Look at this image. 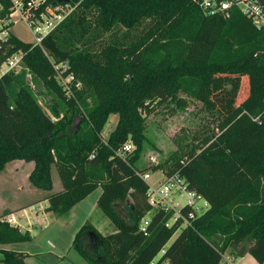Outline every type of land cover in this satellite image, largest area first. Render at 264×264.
I'll return each mask as SVG.
<instances>
[{"label":"trees","instance_id":"16d2710c","mask_svg":"<svg viewBox=\"0 0 264 264\" xmlns=\"http://www.w3.org/2000/svg\"><path fill=\"white\" fill-rule=\"evenodd\" d=\"M0 5L3 19L9 0ZM118 50L135 69L128 84L116 82L111 70L90 60L109 51V59L117 62ZM19 51L56 94H63L55 81L58 73L102 93L90 108L77 94L83 113L72 106L70 116L60 118L54 109L55 122L14 73L0 76V172L15 160L32 162L30 184L50 192L56 168L62 190L44 199V212L55 217L101 189L96 206L116 233L101 236L89 222L80 227L71 247L87 264H222L227 250L233 259L250 255L264 264V29L257 30L238 11L226 18L204 17L192 0H82L41 47L9 34L0 44V67ZM244 77L248 95L237 103ZM14 83L18 90L10 105L7 89ZM177 91L209 102L221 118V135L197 157L193 154L203 141L186 162L181 155L166 167V176L178 174L208 205L199 215L193 206H183L181 219L169 224L174 212L152 210L148 202L149 185L136 154L141 145L135 136L141 134L130 101L135 98L134 108L150 114L154 103L174 100ZM110 114L119 119L104 140L101 132ZM256 116L260 123L251 120ZM129 136L137 151L121 159L116 152ZM204 160L211 175L203 172ZM118 200L126 206L125 218L115 211ZM148 213L143 234L139 225ZM10 214L0 215V246L30 242L28 231L3 221ZM26 257L0 249L3 264H24Z\"/></svg>","mask_w":264,"mask_h":264},{"label":"rangeland","instance_id":"374dc122","mask_svg":"<svg viewBox=\"0 0 264 264\" xmlns=\"http://www.w3.org/2000/svg\"><path fill=\"white\" fill-rule=\"evenodd\" d=\"M10 32L22 42L31 43L33 40L28 29L20 22H16L10 28ZM107 52L109 51L92 56L90 60L92 63H96L100 67H104L103 69H105V71L111 70L116 82L120 80L122 83L128 84V81L132 78L135 69L134 67H130L127 64L129 62L124 59V50H118L114 53V55H116L114 59L117 62H112L106 54ZM24 56L25 54L23 53L20 57L18 66L12 70L11 73H14L20 82L30 87L43 112L53 121L57 122L59 120L54 113V109L58 111L60 118L69 117L71 114L70 107L72 106L77 107L83 113L82 108L77 105V94L80 96L82 95L81 98L87 108L92 107L103 98L102 93H98L97 95V93H95L88 85H85L83 82L78 80L74 79L62 82L58 74H56L55 81L60 86L63 94H56L53 88L49 87L46 83L40 80L35 73H33L29 64L31 62ZM118 56H121L123 59L119 60ZM125 65H128L127 69L125 68ZM65 84H67L66 87L68 88V96H70V98L64 92ZM15 90H18V86L14 83L8 89L10 101L14 97ZM247 95L248 81L247 78L244 77L242 79L240 92L237 97V103H240ZM173 98L174 100H170L159 105L154 103L152 105L153 111L150 114H145L140 109L134 108L133 100H136L135 98L130 101V104L132 105L131 110L138 119L137 130L141 134L140 137L139 135L135 136V139H138L141 145L138 153H136V144L129 136L127 142L132 145V152L130 154H133V152L137 154L138 169L141 170L142 176H149V178L145 181L154 189L159 188L163 183L164 177L166 176V167L171 165L172 158H179L183 155V161L186 162L188 157L187 155L191 149L194 146L199 145L198 143L200 141H203L205 142L204 147L202 149L195 150L193 154V157H197L203 149L211 147L213 141L221 135V130L218 127L221 118L209 102L204 99H199L195 95L186 94L182 91H177ZM118 119V114H110L108 116L101 132V137L104 140L107 139L108 135L115 128ZM156 167L159 168L155 170ZM203 167L204 174L206 176L211 175V173H209L210 162L204 160ZM1 176L2 174H0V212L3 208H10L9 200L18 203L29 201V197L26 192L17 193L11 186L8 185L6 179L1 178ZM51 179L53 188L50 192L53 193L56 192L57 189L61 188L60 179L58 177L57 170L54 167L52 168ZM100 193L101 190L98 188L92 192L88 198L80 203L77 208L72 211H68L66 214L61 216L55 226L56 228L52 231L46 232V217L40 214V216L32 223L33 225L30 224V231L33 228L32 235L36 237V241L29 244L27 247H29L30 250H33V252L52 253L54 258H56V254L58 252L64 254L66 250H69L72 255H76L73 249H69L70 242L76 231L86 220L93 223L100 232L110 236V233L108 232V227H111L110 222L96 207L95 203L97 196ZM185 200L186 196L184 194H171L165 197V201H167L165 206L170 204L174 207L173 211L175 214L170 220V224H173L177 219H179L177 213L179 208L185 204ZM116 203V213L125 218L126 206L124 201L122 202L118 200ZM4 204L5 206H3ZM207 208L208 205L204 199L199 200L193 205L194 212L198 215L202 214ZM175 236L176 234L172 237V239ZM111 242L114 244L115 250H117V248L119 249L116 244V237H113ZM229 253V250H227L223 255V264H229L227 262L231 259V255ZM67 258L68 259L64 261L60 260L57 264H70L69 256ZM249 258L251 257L249 256ZM45 259L46 258H43L42 260L47 262L46 260L49 259V256L46 260ZM53 262L56 263L54 259ZM36 263L37 262L33 260L30 262V264ZM82 264L87 263L82 259ZM238 264L253 263L248 259V257H246Z\"/></svg>","mask_w":264,"mask_h":264},{"label":"built area","instance_id":"2783aa9c","mask_svg":"<svg viewBox=\"0 0 264 264\" xmlns=\"http://www.w3.org/2000/svg\"><path fill=\"white\" fill-rule=\"evenodd\" d=\"M81 1L82 0H80V2ZM192 2L204 17L222 16L226 18L229 17L232 11H238L249 20L257 30L264 29V10L256 0H192ZM9 3L8 14L3 19H0V44L11 34L10 28L16 22H20L32 35L33 40L29 43L31 47H41L42 41L72 13L77 6V4H73L71 1L65 2V0H9ZM2 9L3 6L0 5V11H2ZM22 54L23 53L19 51L6 59L0 68V76L14 70L18 66ZM59 67H62L63 70L67 69L66 64L60 65ZM55 68L57 69V67ZM58 76L62 82L73 79L71 76L63 79L59 73ZM66 86L67 84H65L64 92L68 96L69 92ZM68 97L70 98V96ZM251 120L260 123V116L251 118ZM131 152L132 145L127 142L116 152V155L121 159H125V156ZM147 178H149L148 175L143 176L144 180ZM171 194H184L186 200L183 206H193L196 202L201 200L200 196L187 189V185L178 174H172L164 177L163 183L159 188L154 189L149 186L147 197L152 210L161 208L173 211L174 207L170 204L165 206L167 203L165 197ZM183 206L179 208L177 213L179 219H181L180 210ZM149 216L150 213L141 220L139 225L140 233H146ZM3 221L18 230L20 228V224L14 213L7 215Z\"/></svg>","mask_w":264,"mask_h":264},{"label":"crops","instance_id":"0c3cea01","mask_svg":"<svg viewBox=\"0 0 264 264\" xmlns=\"http://www.w3.org/2000/svg\"><path fill=\"white\" fill-rule=\"evenodd\" d=\"M8 89H7V93H8ZM16 92H17V90H15L14 97L11 100L12 103H11L10 98H9V104L10 105L13 104V100L15 98ZM8 96H9V94H8ZM33 168H34V164L32 162L27 163L24 161L15 160L13 162L6 164L4 170L2 172H0V174H2L1 178L6 179V181L8 182V185L11 186L13 188V190H15L17 193L18 192H26L27 196L29 197V201L23 202V203L13 202L12 200H9L10 208H7V207L3 208L0 212V215L4 212L14 213V215L17 217L18 222L20 224L19 231L22 233L24 231H28L30 233V235L32 236V240L30 242L2 245V246H0V249L10 250L12 252L26 254L27 257L24 259V264H30V262L32 260L37 262L36 264H57L60 260L64 261V260L68 259L67 258L68 256H69L70 264H82V258L75 251L74 252L76 255H72L69 252V250L68 251L66 250V252L64 254L63 253L61 254L58 252L56 254V258H54L53 257L54 255L52 253L33 252V250H30L29 247H27V246H29V244L36 241V237L34 235H32V233H33L32 226H31L32 229L30 231V224L33 225L32 223L34 222V220H36L40 216V214L44 215L46 217V225H45L46 226L45 227L46 232L52 231L54 228H56L55 226L58 223V221L60 220V217H55L50 213L44 212V209L48 206V202L44 199L51 192H45V191L38 190L30 184L28 178H29V175H30L31 171L33 170ZM51 172H52V170H51ZM22 175H23V177H22ZM52 188H53V183H52ZM61 190H62V186L60 189H57L56 192H59ZM56 192H53V193H56ZM99 195L100 194H98L97 199H98ZM89 196H87L86 198H88ZM97 199H96V201H97ZM83 201H81L80 203H82ZM80 203L76 204L70 211L77 208ZM3 206H5V204ZM85 222H89V220H86ZM26 223H28V224H26ZM90 224L101 236H104V237L108 236V234L106 235V234H103V232H100L93 223H90ZM110 225H111V227H108V229H109L108 232L110 233V235H113L116 233V230L111 223H110ZM80 227H79V229H80ZM75 234H74V236H75ZM73 238H72V240H73ZM72 240L70 242L69 249H73L71 247ZM48 256H49V259H47ZM249 256L250 255H245L243 258H239V259H233L231 257V259H229L227 262L229 264H238L243 259L248 257V259L253 264H257V263H255V260L251 256H250L251 258H249ZM43 258H46L47 260L46 259L45 260L47 262H44L42 260ZM78 258H80V259H78ZM53 259H54V261H56V263L53 262ZM0 264H3V263H0ZM112 264H114V263H112ZM164 264H166V263H164Z\"/></svg>","mask_w":264,"mask_h":264},{"label":"water","instance_id":"95a60500","mask_svg":"<svg viewBox=\"0 0 264 264\" xmlns=\"http://www.w3.org/2000/svg\"><path fill=\"white\" fill-rule=\"evenodd\" d=\"M66 1H71L73 4H79L80 3V0H65V2ZM256 1L259 3V5L264 10V0H256ZM80 122H81V118L80 117H76L74 119V126H75L76 129L79 127Z\"/></svg>","mask_w":264,"mask_h":264},{"label":"bare ground","instance_id":"6f19581e","mask_svg":"<svg viewBox=\"0 0 264 264\" xmlns=\"http://www.w3.org/2000/svg\"><path fill=\"white\" fill-rule=\"evenodd\" d=\"M78 5V4H77Z\"/></svg>","mask_w":264,"mask_h":264}]
</instances>
